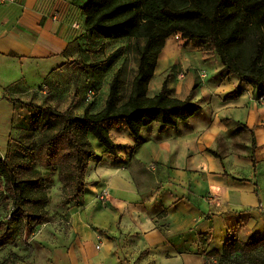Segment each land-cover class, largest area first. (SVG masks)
<instances>
[{"label":"crops","instance_id":"crops-1","mask_svg":"<svg viewBox=\"0 0 264 264\" xmlns=\"http://www.w3.org/2000/svg\"><path fill=\"white\" fill-rule=\"evenodd\" d=\"M87 1L0 3V156L14 136L20 104L12 98L73 115L88 106L92 112L105 108L123 56L111 67L82 63L106 59L113 52L108 46L123 45L125 38L90 31ZM168 42L149 96L161 90L164 67L179 58ZM166 52L171 57L163 60ZM193 60L201 78H173L169 88L173 97L199 102L194 116L177 126L153 122L137 138L125 122L110 124L122 148L117 154L88 135L95 155L88 161L84 206L71 214L72 238L59 252L60 264H215L209 253L222 252L230 238L264 236V104L254 97L258 89L244 83L240 97L227 99L239 77L214 51H198ZM90 92L96 101L87 99Z\"/></svg>","mask_w":264,"mask_h":264},{"label":"trees","instance_id":"trees-1","mask_svg":"<svg viewBox=\"0 0 264 264\" xmlns=\"http://www.w3.org/2000/svg\"><path fill=\"white\" fill-rule=\"evenodd\" d=\"M83 12L87 28L104 38H146L128 100L120 103L124 65L115 73L106 106L99 112H92L88 106L83 115H73L54 107L11 99L15 104L34 105L41 111H49L52 118L62 121L60 130L41 145L39 158L44 166L60 168L62 181L74 188L69 198L75 200V206L84 203L87 185L84 176L89 159L95 155L89 134H93L112 154H117L121 147L110 134V124L125 122L129 133L137 138L142 129L153 122L177 126L201 110L197 101L171 96L167 78L159 93L148 94L159 56L173 33L181 32L185 38L204 41L207 50L219 55L228 73L239 77L240 83L227 94V99L240 97L244 83L260 92L263 90L264 0H88L83 5ZM250 36L256 39V51L248 61L240 47ZM103 49L102 45L95 51ZM123 53L124 47H119L106 59L92 64L82 63V66L111 67ZM12 141L13 138L6 155L0 156V199L13 202L11 216L0 221V248L14 244L26 229L50 219L48 213L32 208L40 200L34 191L45 188L46 182L42 176H23L22 164L14 161L9 152ZM254 142L256 148L255 139ZM209 151L218 156L216 151ZM205 236L200 234L201 241ZM209 255L216 259L215 264H262L264 236L248 240L230 238L222 252L211 251Z\"/></svg>","mask_w":264,"mask_h":264},{"label":"rangeland","instance_id":"rangeland-1","mask_svg":"<svg viewBox=\"0 0 264 264\" xmlns=\"http://www.w3.org/2000/svg\"><path fill=\"white\" fill-rule=\"evenodd\" d=\"M167 40L169 41L170 52L173 49V53L179 55V58L173 65L171 63L166 68L164 67L162 74L158 77L163 80L167 78L168 86L173 78L183 81L189 74H195L198 79L201 78L200 68L193 58L198 51L204 54L208 52L206 43L201 40L195 41L185 38L181 32L173 33ZM122 42L123 45L112 43L107 48L108 52H111L119 47H124L121 58L123 60L120 63L122 64L125 60L123 65L126 66V69L120 103L126 102L129 98L134 77L138 72L139 53L146 42V38L126 37ZM241 44L240 52L245 53L244 59L249 61L256 51V39L254 36H250ZM169 54L166 52L163 60L170 59ZM262 89L261 92L255 91L254 93L258 102L260 97L264 95V86ZM183 91L182 95H185L187 90ZM169 94L171 95V92ZM96 96L97 94L90 92L87 99L96 101ZM61 127L62 121L52 118L49 111H41L36 106L27 104H20L17 109L14 137L9 152L14 161L22 164L21 171L24 177L42 176L44 178L46 187L34 191L40 200L34 203L32 208L37 212L48 213L50 219L32 229H26L18 235L14 244L1 247L0 264H60L59 252L67 246L72 238L71 214L74 209L82 208L84 203L81 206H75V200L69 198L74 188L62 181L60 168L44 166L39 158L41 145L57 133ZM241 134L246 136L250 133L242 130ZM121 149L119 148V150ZM12 210L13 202L11 200L0 199V221L10 217Z\"/></svg>","mask_w":264,"mask_h":264},{"label":"built area","instance_id":"built-area-1","mask_svg":"<svg viewBox=\"0 0 264 264\" xmlns=\"http://www.w3.org/2000/svg\"><path fill=\"white\" fill-rule=\"evenodd\" d=\"M15 1H16V0H0V3H1V4H7V3H13V2H15ZM259 102H260L261 104H264V96H261V97H260ZM103 197H105V196H103ZM211 262H212V263H216V259H215V258H212V259H211Z\"/></svg>","mask_w":264,"mask_h":264}]
</instances>
